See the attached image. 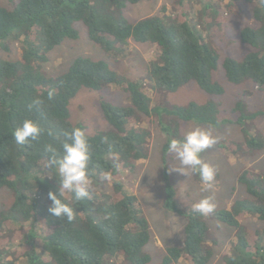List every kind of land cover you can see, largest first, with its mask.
I'll return each instance as SVG.
<instances>
[{"label": "trees", "instance_id": "trees-1", "mask_svg": "<svg viewBox=\"0 0 264 264\" xmlns=\"http://www.w3.org/2000/svg\"><path fill=\"white\" fill-rule=\"evenodd\" d=\"M6 1L7 6L0 3V50L9 51L17 42L20 54L15 60L0 58V192L13 195L0 213V264H149L151 256L144 248L151 231L137 196L120 180L106 192L104 182L148 158L151 133L141 126L142 117L156 119L165 135V155L172 147L191 148L180 122L218 124L221 104L209 100L162 107L141 81L120 76L102 60L78 57L56 78L47 77L42 65L64 40L78 38L75 24L80 22L88 39L113 59L126 56L130 42L154 48L147 65L153 90L172 93L195 82L206 93L220 96L224 90L213 80L219 54L208 37L241 0H177L170 13L163 7L136 22L129 21L124 10L141 0ZM245 1L253 4L258 25L244 26L239 39L252 50L239 60L225 58L221 67L231 83L250 82L262 90L264 0ZM111 86L122 89L129 103L101 102L108 128L87 134L84 123L71 120L69 103L81 89ZM243 95L250 98L252 92ZM236 111H242L240 103ZM258 115H241L243 140L224 139L218 150L230 158L261 152L264 137L245 123ZM163 180L165 208L186 216V223L182 244L166 247L160 264H209L214 251L204 215L179 209L167 172ZM238 182L248 197L212 213L236 231L224 264H264V227L249 232L241 223L245 216L264 223V175L244 170Z\"/></svg>", "mask_w": 264, "mask_h": 264}, {"label": "rangeland", "instance_id": "rangeland-1", "mask_svg": "<svg viewBox=\"0 0 264 264\" xmlns=\"http://www.w3.org/2000/svg\"><path fill=\"white\" fill-rule=\"evenodd\" d=\"M176 1L141 0L136 5L127 6L124 16L129 21L136 22L159 14L163 7L166 8L167 13H170ZM213 1L217 4H227V0ZM0 3L7 6L6 0H0ZM252 11L253 4L245 0L239 1L228 13L226 22L208 37L209 45L219 54L218 69L213 73V80L224 90L220 96L206 93L195 82H190L172 93L153 90L152 80L147 75V65L156 54L154 48L130 42L128 54L113 59L88 39L86 29L80 22L75 24L78 38L64 40L48 54V61L42 65V71L47 77L56 78L65 73L78 57L102 60L120 76L131 81H141L145 92L162 107L186 106L190 102L204 104L209 100L221 104L218 124L180 122V131L190 141L191 148L189 151H183L172 147L165 155L162 153L165 135L157 125L156 119L142 117L141 126L151 133L148 141V158L136 162L133 169L120 172L116 177H108L104 182L102 189L106 192H112V184L120 180L128 191L137 196L139 207L147 218L151 231V240L144 248V251L151 256L149 264H160L166 247L181 245L184 238L186 216L173 213L164 206L166 187L163 176L166 172L169 182L176 189L177 207L184 212L195 210L204 215L210 230L209 245L214 251L209 264H224V256L229 254L236 232L234 228L216 220L213 211L229 209L236 200L248 197L244 185L238 182L242 171L252 170L264 175V149L253 156L230 158L223 155L217 147L224 139L243 140L244 134L238 122L241 115L247 117L258 113L255 119L245 123L255 131L256 135L264 137V88L259 90L250 82L233 84L227 80L221 67L225 58L239 60L252 50L251 46L241 43L239 39L240 30L244 26L258 25ZM19 54L20 47L17 42L10 46L9 51L0 50L1 59L15 60ZM246 90L252 92L250 98L243 95ZM101 102L114 105L129 103L128 95L117 87L111 86L101 91L81 89L69 103L71 120L74 123H84L87 134L92 135L97 131L107 130L108 125L100 109ZM237 103L242 105V111L233 112ZM207 172L211 175H207ZM204 173L207 175L205 178ZM197 175L200 177L198 178ZM213 180L215 184L211 183ZM12 201V193L9 190H2L0 213L6 210ZM241 223L249 232L264 227L263 222L252 216L243 217ZM17 249L19 250L20 246H17ZM117 264L128 263L119 260Z\"/></svg>", "mask_w": 264, "mask_h": 264}]
</instances>
